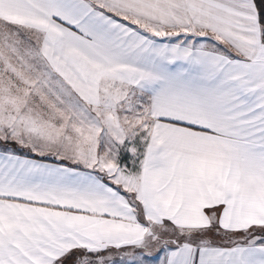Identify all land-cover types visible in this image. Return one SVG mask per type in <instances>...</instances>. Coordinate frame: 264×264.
Returning a JSON list of instances; mask_svg holds the SVG:
<instances>
[{
  "label": "snow or ice",
  "instance_id": "obj_1",
  "mask_svg": "<svg viewBox=\"0 0 264 264\" xmlns=\"http://www.w3.org/2000/svg\"><path fill=\"white\" fill-rule=\"evenodd\" d=\"M0 264H264V0H0Z\"/></svg>",
  "mask_w": 264,
  "mask_h": 264
}]
</instances>
